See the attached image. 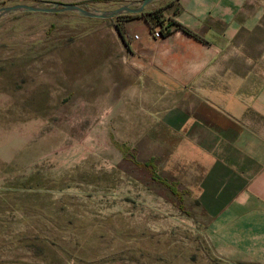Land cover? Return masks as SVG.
Segmentation results:
<instances>
[{"label":"rangeland","instance_id":"374dc122","mask_svg":"<svg viewBox=\"0 0 264 264\" xmlns=\"http://www.w3.org/2000/svg\"><path fill=\"white\" fill-rule=\"evenodd\" d=\"M121 19L0 18V264H242L214 252L208 217L177 190L169 137L128 134Z\"/></svg>","mask_w":264,"mask_h":264},{"label":"crops","instance_id":"0c3cea01","mask_svg":"<svg viewBox=\"0 0 264 264\" xmlns=\"http://www.w3.org/2000/svg\"><path fill=\"white\" fill-rule=\"evenodd\" d=\"M163 14L159 36L139 13L120 21L128 134L169 137L214 252L264 264V2L173 0Z\"/></svg>","mask_w":264,"mask_h":264},{"label":"water","instance_id":"95a60500","mask_svg":"<svg viewBox=\"0 0 264 264\" xmlns=\"http://www.w3.org/2000/svg\"><path fill=\"white\" fill-rule=\"evenodd\" d=\"M155 1L157 0H128L112 8H100L78 1L38 0L32 3L13 2L0 5V18L8 13L17 11H75L84 16L107 18L119 14L141 12L148 4Z\"/></svg>","mask_w":264,"mask_h":264},{"label":"trees","instance_id":"16d2710c","mask_svg":"<svg viewBox=\"0 0 264 264\" xmlns=\"http://www.w3.org/2000/svg\"><path fill=\"white\" fill-rule=\"evenodd\" d=\"M163 1H166V0H158L157 2L159 5H157L153 8L146 7L143 11L137 12V13L143 15L150 22L151 27H153L155 25H159L160 31L162 33H167L169 29H168L167 25H163V19H164L163 9L167 5H172L173 0H169V1L165 2L163 5H161L160 3ZM132 14H134V13L119 14L115 17L121 19L123 17H129ZM174 24H175V26L179 25L178 23H174ZM116 28L118 30V33L122 36L123 35V27H122L121 23H116Z\"/></svg>","mask_w":264,"mask_h":264},{"label":"built area","instance_id":"2783aa9c","mask_svg":"<svg viewBox=\"0 0 264 264\" xmlns=\"http://www.w3.org/2000/svg\"><path fill=\"white\" fill-rule=\"evenodd\" d=\"M152 32L155 36H159L161 34L160 28H154Z\"/></svg>","mask_w":264,"mask_h":264}]
</instances>
